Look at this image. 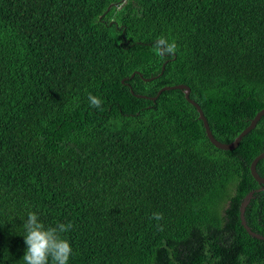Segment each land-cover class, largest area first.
Returning a JSON list of instances; mask_svg holds the SVG:
<instances>
[{
	"label": "trees",
	"instance_id": "obj_1",
	"mask_svg": "<svg viewBox=\"0 0 264 264\" xmlns=\"http://www.w3.org/2000/svg\"><path fill=\"white\" fill-rule=\"evenodd\" d=\"M175 85L232 143L264 109V0H0V264L29 212L72 225L69 264H264L239 218L264 116L216 149L182 91L135 96ZM244 219L264 237V190Z\"/></svg>",
	"mask_w": 264,
	"mask_h": 264
},
{
	"label": "clouds",
	"instance_id": "obj_2",
	"mask_svg": "<svg viewBox=\"0 0 264 264\" xmlns=\"http://www.w3.org/2000/svg\"><path fill=\"white\" fill-rule=\"evenodd\" d=\"M91 106L99 108L102 100L97 96H89ZM157 220L159 213L153 214ZM23 240L26 245L22 259L24 264H69L72 246L69 240L62 238L72 225L57 223L54 227H45L35 212H29L23 222Z\"/></svg>",
	"mask_w": 264,
	"mask_h": 264
},
{
	"label": "water",
	"instance_id": "obj_3",
	"mask_svg": "<svg viewBox=\"0 0 264 264\" xmlns=\"http://www.w3.org/2000/svg\"><path fill=\"white\" fill-rule=\"evenodd\" d=\"M109 9V8H108ZM164 65L162 66V71L164 68ZM137 74L138 72H134L131 76ZM146 81H149L151 79H144ZM122 83H124V80L121 81ZM171 90H179L182 91L184 93V97L185 100L191 104L197 111L198 113V119L202 122L204 130H205V134L209 140V142L216 148L219 150H223V151H230V150H234L240 143L241 139L243 137H245L247 134H249L258 124V122L260 121V119L264 116V109H262L261 111H259L255 117L251 120L250 124L248 127H246L236 138L235 140L230 143V144H222L220 142H218L213 135L211 134V131L209 129L208 123L203 115V112L201 111L200 107L193 102L190 98H189V94H190V89L185 86V85H175V86H169V87H164L161 90H159V92L157 93V95L155 97H146V96H140V95H135L138 98H147L151 101H155L157 99V97L164 91H171ZM131 91V89H130ZM131 93L133 94V92L131 91ZM264 159V152L261 153L260 155H258L256 158H254L250 164L249 170H250V174L253 177V179L257 182V184L260 186L259 189L250 192L241 202L240 207H239V218H240V223L243 226V228L246 230V232L248 233L249 236H251L254 239L257 240H262L264 241V237L252 232L249 227L246 225L245 219H244V212L245 209L247 207V205L249 204V201L253 198V194L256 192H260L264 190V178H261L257 173H256V165L257 163Z\"/></svg>",
	"mask_w": 264,
	"mask_h": 264
},
{
	"label": "rangeland",
	"instance_id": "obj_4",
	"mask_svg": "<svg viewBox=\"0 0 264 264\" xmlns=\"http://www.w3.org/2000/svg\"><path fill=\"white\" fill-rule=\"evenodd\" d=\"M108 8H110V6Z\"/></svg>",
	"mask_w": 264,
	"mask_h": 264
}]
</instances>
